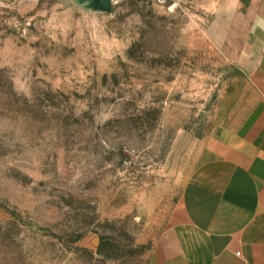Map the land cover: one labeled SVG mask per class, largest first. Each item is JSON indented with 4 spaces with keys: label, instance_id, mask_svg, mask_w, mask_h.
Segmentation results:
<instances>
[{
    "label": "rangeland",
    "instance_id": "rangeland-1",
    "mask_svg": "<svg viewBox=\"0 0 264 264\" xmlns=\"http://www.w3.org/2000/svg\"><path fill=\"white\" fill-rule=\"evenodd\" d=\"M235 4L0 0V264H149L228 118Z\"/></svg>",
    "mask_w": 264,
    "mask_h": 264
},
{
    "label": "crops",
    "instance_id": "crops-1",
    "mask_svg": "<svg viewBox=\"0 0 264 264\" xmlns=\"http://www.w3.org/2000/svg\"><path fill=\"white\" fill-rule=\"evenodd\" d=\"M237 68L217 124L149 264H264V0H236Z\"/></svg>",
    "mask_w": 264,
    "mask_h": 264
}]
</instances>
